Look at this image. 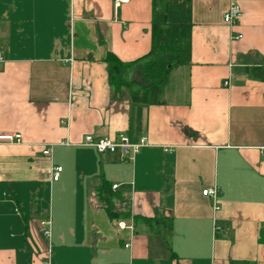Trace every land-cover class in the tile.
Instances as JSON below:
<instances>
[{
  "label": "crops",
  "instance_id": "crops-1",
  "mask_svg": "<svg viewBox=\"0 0 264 264\" xmlns=\"http://www.w3.org/2000/svg\"><path fill=\"white\" fill-rule=\"evenodd\" d=\"M155 4L0 0V133L21 135L0 142V264H264V80L246 69L264 66V0H187L190 61L146 103L132 94L144 90ZM109 53L137 63L130 85L110 83ZM87 134L148 143L131 160ZM104 182L133 228L96 195ZM213 186L217 210L203 194Z\"/></svg>",
  "mask_w": 264,
  "mask_h": 264
},
{
  "label": "trees",
  "instance_id": "trees-1",
  "mask_svg": "<svg viewBox=\"0 0 264 264\" xmlns=\"http://www.w3.org/2000/svg\"><path fill=\"white\" fill-rule=\"evenodd\" d=\"M187 0H156L152 20V49L142 58L144 72V90L141 94L133 92V100L146 103H158L164 87L169 81V72L176 65L186 64L191 58V22L190 7ZM110 83L119 89L130 85L127 72L136 62H124L115 54L106 55ZM260 80H264V66L253 65L246 68ZM107 182L101 184L96 195L103 202L111 218L126 219L130 211L122 205L124 198L112 189ZM138 217H134L136 224ZM163 220L145 219L151 226L157 227ZM158 229V227H157Z\"/></svg>",
  "mask_w": 264,
  "mask_h": 264
},
{
  "label": "built area",
  "instance_id": "built-area-1",
  "mask_svg": "<svg viewBox=\"0 0 264 264\" xmlns=\"http://www.w3.org/2000/svg\"><path fill=\"white\" fill-rule=\"evenodd\" d=\"M241 15V7L237 2H232L224 13V20L227 23L234 24ZM236 38L242 37V34L234 35ZM4 61V56L0 51V62ZM229 83V82H227ZM21 141V135L15 132H3L0 133V142H19ZM84 142L86 144L95 146V148L99 152H115L120 151L124 157H128L133 160L136 154L140 151V149L148 143L147 136H141L137 141H131L127 135L121 134L117 138H95L92 134H87L84 137ZM44 155L50 156L52 153V146L47 147L43 151ZM63 167L61 165L53 166L51 170V179L58 180L60 178V174ZM117 184L113 185V188H116ZM203 194L210 196L213 199L214 210L219 209V205L217 204L218 197V187L213 186L211 188H206L203 190ZM123 206L127 207V203L123 202ZM41 224L46 226L44 229V235L50 236L51 234V221L50 220H42ZM118 226L120 228L131 227L133 228V224H128L125 220H118ZM129 246V243L125 244Z\"/></svg>",
  "mask_w": 264,
  "mask_h": 264
}]
</instances>
